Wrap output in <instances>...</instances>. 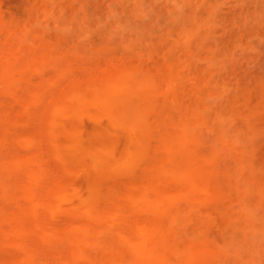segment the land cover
Instances as JSON below:
<instances>
[{
	"label": "rangeland",
	"instance_id": "374dc122",
	"mask_svg": "<svg viewBox=\"0 0 264 264\" xmlns=\"http://www.w3.org/2000/svg\"><path fill=\"white\" fill-rule=\"evenodd\" d=\"M0 264H264V0H0Z\"/></svg>",
	"mask_w": 264,
	"mask_h": 264
}]
</instances>
